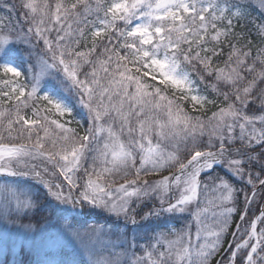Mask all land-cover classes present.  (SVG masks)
Here are the masks:
<instances>
[{
  "label": "snow or ice",
  "instance_id": "6c2138e0",
  "mask_svg": "<svg viewBox=\"0 0 264 264\" xmlns=\"http://www.w3.org/2000/svg\"><path fill=\"white\" fill-rule=\"evenodd\" d=\"M0 7V251L39 235V264H210L240 197V222L264 201V20L249 13L264 15V0ZM41 196L58 209L47 227L25 222ZM89 207L154 227L145 237L81 230L73 214ZM258 221L264 203L239 242L237 222L216 264L241 250V264H264Z\"/></svg>",
  "mask_w": 264,
  "mask_h": 264
},
{
  "label": "trees",
  "instance_id": "16d2710c",
  "mask_svg": "<svg viewBox=\"0 0 264 264\" xmlns=\"http://www.w3.org/2000/svg\"><path fill=\"white\" fill-rule=\"evenodd\" d=\"M5 3H13L16 2L18 3L19 0H4ZM69 2H72V0H69ZM253 3H255V0H252ZM250 17L256 21V23H259L260 21L264 20V15L261 14L260 10L258 8H250L249 9ZM8 13L0 7V15H7ZM17 19L20 17V10L18 9L17 12L15 13ZM22 23V21H21ZM27 27V25H24ZM237 31H241L240 28L237 29ZM243 31L246 33L245 39H251L253 42V48H252V54H256V48L255 45L259 44V38L255 34L254 31V25L253 24H248L246 28L243 29ZM251 32L252 35L248 36L247 33ZM244 41L241 40L240 44H243ZM225 52H227V49H225ZM23 57H21V61H23ZM26 66V65H25ZM201 89L203 90L204 85H200ZM209 94V98H214V96L211 93ZM189 103H191L189 101ZM191 109H189L190 111ZM80 113L82 122L81 123H86L87 121V114H85V117L83 114H81V109L76 110V115ZM30 114V110H29ZM31 182H29L30 185ZM29 185H25V187H28ZM238 188L240 187V184L237 183L236 185ZM31 190L33 192L37 191V188L35 186L31 187ZM238 211L233 214V219H232V225H231V230L234 229L235 224L237 220L240 218L239 213L244 210L245 204L243 201V197H240V202L239 204L236 205ZM90 210H88V213ZM99 212V211H97ZM101 213V212H100ZM58 214V210L56 211L54 202L51 200H46L41 196L40 201H39V207L32 212L28 213V216L26 218L25 222H32L36 226H44L47 227L45 224V221L51 220L53 217H55ZM210 214V213H209ZM102 216H106V219H103L101 216L96 218V220H85L82 218L74 217L73 216V224L81 229V230H87L90 227L93 226H98L102 227L105 230L111 229L112 231H121V232H128L129 237L132 233H136L138 230L137 236L138 237H145L146 235L151 234V229L154 227V225H141L139 227H133L130 223H126L124 220H115V216L109 215L108 213L104 212L101 214ZM139 217V216H138ZM187 222V214L184 216H173L171 223L176 224L177 226L184 224ZM121 228V229H120ZM133 228H138L136 229V232L133 230ZM232 232V231H230ZM230 238V233L229 236L226 237L225 243L229 240ZM145 241L143 239H140L139 243H144ZM225 243L224 246L220 249L218 255L224 250L225 248ZM37 244H34L32 248L34 247L33 251H28L27 248L25 249H20V250H11V251H0V264H39V261L44 259V253L43 250L40 248L37 250L36 247ZM139 250V249H138ZM218 255L212 258L210 261V264H214ZM58 258V257H57ZM75 259L77 260H82L84 257H82L80 254H76Z\"/></svg>",
  "mask_w": 264,
  "mask_h": 264
},
{
  "label": "rangeland",
  "instance_id": "374dc122",
  "mask_svg": "<svg viewBox=\"0 0 264 264\" xmlns=\"http://www.w3.org/2000/svg\"><path fill=\"white\" fill-rule=\"evenodd\" d=\"M84 113H86L84 110H81V114H83L84 115V117H85V114ZM87 114V113H86ZM74 117H75V120H78V121H80V122H82V119H81V115H80V113L78 114V115H76V112H75V114H74ZM86 118V117H85ZM71 127H73V128H78V125L74 122L72 125H71ZM166 174V173H165ZM261 203H263V201H261L259 198L256 200V201H253L252 202V204L251 205H249V207H248V210H247V217H246V219H245V221H243V222H240V218L237 220V222H240L241 223V227H240V229H239V231H238V234H237V237H236V240H237V242H239L240 241V239H241V234H243V235H245L246 236V232H245V229L246 228H248L249 230H250V222H251V220L255 217V216H258L259 214H258V212H259V209H260V205H261ZM54 206H55V209H56V211L58 210L57 209V206H56V204L54 203ZM88 210H90V212L88 213ZM97 211H99V212H97ZM101 212V213H100ZM102 213H104V211H102V210H99V209H92V208H86L83 212H77V213H74L73 214V216L74 217H78V218H86V217H90V216H95V217H102L103 219H106V216H102L101 214ZM258 214V215H257ZM210 215V214H209ZM80 216H82V217H80ZM232 219H233V216H232ZM232 219H231V222H230V226H229V230L227 231V233L225 234V236L223 237V239H222V247L224 246V243H225V240H226V237H228L229 236V233H230V236L232 235V232L233 231H237V228H236V225H237V222H236V224H235V228L233 229V230H231V225H232ZM96 221H97V219H95ZM115 220H123V218H117V217H115ZM137 220H138V222H139V217H137ZM262 227H264V223H261V222H257V232H259V230H260V228H262ZM121 229V228H120ZM136 229H138V228H133V230L136 232ZM230 231H232V232H230ZM136 233H138V230H137V232ZM136 233H132L131 235H130V237L132 236V235H135V236H137V234ZM138 237V236H137ZM21 239H22V237H21ZM39 240H40V236L38 235L37 236V239H36V242L34 243V244H37L36 245V247H37V250L40 248V243H39ZM233 240V236H232V239L230 240V241H232ZM139 241H140V239H138L137 240V243L139 244ZM254 242V241H253ZM33 243H25V248H27L28 249V251H33V249H35L34 247L32 248V246L34 245ZM225 245H227V247H226V249H228L229 247H230V245H229V242L227 241L226 243H225ZM99 247V246H98ZM221 247V248H222ZM231 247H235V245L234 244H232L231 245ZM25 248H23V249H25ZM220 248V249H221ZM21 248L19 247V245H17V247H16V249H14V250H20ZM41 249V248H40ZM220 249H219V251H220ZM225 249V250H226ZM139 251V250H138ZM219 251H218V253H219ZM225 252V251H224ZM218 253L216 254V255H218ZM246 254H247V250H241L240 252H238L237 253V257L235 258V262H234V264H241V260H242V258L244 257V256H246ZM215 255V256H216ZM228 255H230V253H228V254H225V256H224V260H225V262H227V259H228ZM214 256V257H215ZM221 259V256L218 258V260H220ZM212 260V259H211Z\"/></svg>",
  "mask_w": 264,
  "mask_h": 264
},
{
  "label": "water",
  "instance_id": "95a60500",
  "mask_svg": "<svg viewBox=\"0 0 264 264\" xmlns=\"http://www.w3.org/2000/svg\"><path fill=\"white\" fill-rule=\"evenodd\" d=\"M263 203H264V201H263Z\"/></svg>",
  "mask_w": 264,
  "mask_h": 264
}]
</instances>
